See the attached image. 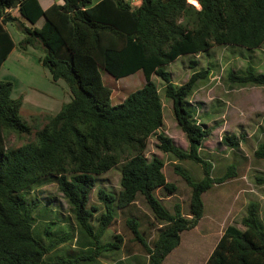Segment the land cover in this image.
<instances>
[{"label":"trees","instance_id":"trees-1","mask_svg":"<svg viewBox=\"0 0 264 264\" xmlns=\"http://www.w3.org/2000/svg\"><path fill=\"white\" fill-rule=\"evenodd\" d=\"M0 0V68L17 46L23 51H42L41 64L52 81L62 79L70 92L59 111L46 116L35 130L36 140L7 147L5 131L29 133L31 126L20 117L21 96L12 97L13 85L0 80V264H63L64 258L49 260L46 255L69 238L63 233L47 243L33 234V212L39 200L30 198L35 184L56 181L67 199L80 232L96 238L112 222L115 209L125 208L142 196L160 222L156 238L149 245L135 218H128L134 238L141 243L147 264H162L179 245L181 233L193 228L202 216L201 195L214 183L233 173L228 165L222 176H212L209 159L201 154V144L211 127L198 121L188 96L209 68L191 72L177 85L164 65L182 54L205 51L212 45L259 46L264 41V0H62L43 9L38 0ZM44 21L36 26L39 19ZM14 26L21 34L15 43L7 29ZM194 60L190 64L194 65ZM100 69L115 79L141 71L145 82L118 104L110 103L112 90L103 83ZM164 81V95L172 102L177 126L188 142L187 149L176 146L169 136L158 132L163 124V103L151 79ZM227 79L240 85L264 88V71L247 64L241 74L229 71ZM156 134L158 147L179 160L200 166L202 177L194 180L180 166L175 168L190 188L188 211L176 202L168 210L156 189L173 192L163 172L164 162L157 155H145L148 138ZM242 136L227 134L221 141L235 147ZM253 155L264 159V143ZM120 165L118 191L98 187L96 194L105 211L88 206L96 176ZM264 183V176H256ZM257 203L249 201L240 223L226 225L203 264H264V230L257 221ZM100 224L93 233L92 220ZM74 237H72L73 239ZM105 249L119 248L121 236L114 235ZM93 245L84 240L82 245ZM97 249V250H96ZM93 251L98 253V248ZM80 259H93L88 253Z\"/></svg>","mask_w":264,"mask_h":264},{"label":"rangeland","instance_id":"rangeland-1","mask_svg":"<svg viewBox=\"0 0 264 264\" xmlns=\"http://www.w3.org/2000/svg\"><path fill=\"white\" fill-rule=\"evenodd\" d=\"M95 1L91 0V4ZM9 30L15 37L21 35L11 24ZM41 55L42 51L38 49L23 51L17 47L0 68V80L12 83L13 98L21 96L19 114L31 126L29 133L5 131L7 147H17L36 140L35 130L44 125L47 115L55 114L59 109V104L56 110L48 107L51 98L58 103L68 101L66 83L62 79L52 81L49 70L39 61ZM191 60L196 63L190 64ZM247 64L258 72L264 71V41L254 48L212 45L205 51L182 54L163 67L177 85L186 81L191 72L209 68L208 77L196 82L188 96V104L195 108V118L204 122L206 127H211L210 135L200 146L202 156L211 162V175L222 176L228 165H233L234 168L233 173L222 182L214 183L202 193V216L193 228L181 233L179 245L164 258L162 264H203L226 225L244 228L240 219L245 214L249 201L257 203V221L264 230V183H257L255 180L256 176H264V159L253 155L258 144L264 143V88L260 85H240L227 79L229 71L241 74ZM100 73L103 83L112 90V105L123 101L130 92L142 87L145 82L141 71L119 79L102 69ZM151 79L157 85L163 103V124L157 133L163 132L172 138L176 146L187 149L188 142L175 121L172 102L164 95V81L156 75H152ZM231 133L242 136L235 147H227L221 141L223 135ZM144 153L148 158L157 155L163 160L166 180L175 186L173 192L156 189V196L168 210L171 211L178 202L186 213L190 188L175 166H180L194 180L203 175L200 166L188 159L179 160L171 153L162 152L158 147L156 134L148 138ZM95 178V188L89 196L88 206L97 207L93 214L99 215L105 208L97 198V188L118 191L120 165ZM29 197L39 200L33 212V234L37 239L47 243L49 239L69 233L68 239L46 255L47 259L64 258L63 264H147L148 256L127 224L128 218H135L138 230L147 243L152 245L160 222L142 196H137L135 202L125 208L115 209L114 219L103 232H100L98 221L93 219V233L100 232L96 238L85 231H79L67 199L56 181L35 184ZM115 234L122 238L119 248L105 249L107 243L115 242ZM87 239L93 245H82ZM96 248L97 254L93 251ZM88 253L93 254V259H80Z\"/></svg>","mask_w":264,"mask_h":264},{"label":"crops","instance_id":"crops-1","mask_svg":"<svg viewBox=\"0 0 264 264\" xmlns=\"http://www.w3.org/2000/svg\"><path fill=\"white\" fill-rule=\"evenodd\" d=\"M99 0H96L94 3H96V2H98ZM38 2H39V4H40V6L43 8V9H45V8H47L49 5H51L53 2H57V3H61L62 2V0H38ZM197 7V6H196ZM43 21H44V19L43 18H41V19H39L38 21H37V23H36V26H41L42 25V23H43ZM7 29H8V31H9V33H10V35H11V37H12V39H13V41L15 42V43H17L18 41H19V39L21 38V35H19V36H16L17 37V39H15L16 37L13 35V33L9 30V24H7ZM16 49H17V46H15V47H13V49L11 50V52L9 53V55L7 56V58L5 59V61L4 62H6L9 58H10V56L12 55V53H14L15 51H16ZM20 53V52H19ZM4 62H3V64H4ZM2 64V65H3ZM58 81V80H57ZM67 98H68V101H69V99H70V92H69V90L67 89ZM65 102H67V101H65ZM62 103L63 102H57L55 99H53V98H51L50 100H49V104H48V107L50 108H55V110H56V108L58 107V104H59V109H60V107H61V105H62ZM59 109H58V111H59ZM57 111V112H58ZM53 115V114H52ZM217 241V240H216ZM207 258V257H206Z\"/></svg>","mask_w":264,"mask_h":264},{"label":"water","instance_id":"water-1","mask_svg":"<svg viewBox=\"0 0 264 264\" xmlns=\"http://www.w3.org/2000/svg\"><path fill=\"white\" fill-rule=\"evenodd\" d=\"M19 2H20V0H15V1H14V3H13V6H16V5H18V4H19Z\"/></svg>","mask_w":264,"mask_h":264},{"label":"bare ground","instance_id":"bare-ground-1","mask_svg":"<svg viewBox=\"0 0 264 264\" xmlns=\"http://www.w3.org/2000/svg\"><path fill=\"white\" fill-rule=\"evenodd\" d=\"M191 3H193L195 6H198V4L196 3V1L191 0Z\"/></svg>","mask_w":264,"mask_h":264},{"label":"built area","instance_id":"built-area-1","mask_svg":"<svg viewBox=\"0 0 264 264\" xmlns=\"http://www.w3.org/2000/svg\"><path fill=\"white\" fill-rule=\"evenodd\" d=\"M125 1H128V2H134V1H136V0H125Z\"/></svg>","mask_w":264,"mask_h":264}]
</instances>
